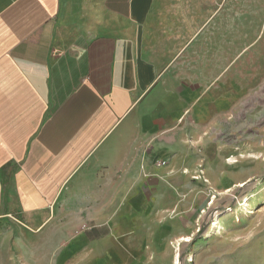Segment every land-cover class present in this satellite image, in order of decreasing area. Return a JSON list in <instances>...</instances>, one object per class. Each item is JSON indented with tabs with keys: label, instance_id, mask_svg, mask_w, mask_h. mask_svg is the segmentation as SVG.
Masks as SVG:
<instances>
[{
	"label": "crops",
	"instance_id": "0c3cea01",
	"mask_svg": "<svg viewBox=\"0 0 264 264\" xmlns=\"http://www.w3.org/2000/svg\"><path fill=\"white\" fill-rule=\"evenodd\" d=\"M240 19L236 0H0V264H39L41 235L90 237L91 264L152 246L191 142L264 65Z\"/></svg>",
	"mask_w": 264,
	"mask_h": 264
},
{
	"label": "rangeland",
	"instance_id": "374dc122",
	"mask_svg": "<svg viewBox=\"0 0 264 264\" xmlns=\"http://www.w3.org/2000/svg\"><path fill=\"white\" fill-rule=\"evenodd\" d=\"M236 4L238 22L256 38L264 30V0ZM255 72L256 85L222 132L191 142L195 165L190 180L182 181L183 200L178 206L169 201L160 217L148 220L153 244L138 250L132 264H264V65L258 58ZM41 238L50 253L39 264H91L90 237ZM65 247H73V254L60 255Z\"/></svg>",
	"mask_w": 264,
	"mask_h": 264
},
{
	"label": "built area",
	"instance_id": "2783aa9c",
	"mask_svg": "<svg viewBox=\"0 0 264 264\" xmlns=\"http://www.w3.org/2000/svg\"><path fill=\"white\" fill-rule=\"evenodd\" d=\"M159 163H161V164H162V163H165V162H164V161H160ZM200 172H202V171H200ZM197 176H198V175H197Z\"/></svg>",
	"mask_w": 264,
	"mask_h": 264
}]
</instances>
